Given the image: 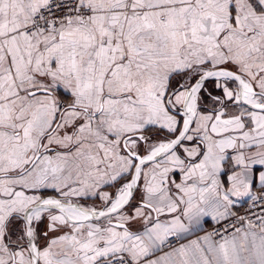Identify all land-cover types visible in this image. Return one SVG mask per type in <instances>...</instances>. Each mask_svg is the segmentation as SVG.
<instances>
[{
    "label": "snow or ice",
    "instance_id": "6c2138e0",
    "mask_svg": "<svg viewBox=\"0 0 264 264\" xmlns=\"http://www.w3.org/2000/svg\"><path fill=\"white\" fill-rule=\"evenodd\" d=\"M0 264H264V0H0Z\"/></svg>",
    "mask_w": 264,
    "mask_h": 264
}]
</instances>
